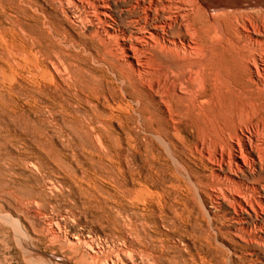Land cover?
<instances>
[{
    "label": "rangeland",
    "instance_id": "374dc122",
    "mask_svg": "<svg viewBox=\"0 0 264 264\" xmlns=\"http://www.w3.org/2000/svg\"><path fill=\"white\" fill-rule=\"evenodd\" d=\"M10 1H11V3H14L16 5L10 4ZM10 1L9 0L8 1L5 0L3 2V0H0V2H1L0 3V7L2 8L3 4L7 2L5 4L6 6H9L10 8L12 7L11 8L12 10L15 9V8H13V6L14 7L18 6V7H16V12H17V10L19 12V9L21 10V12H19V13L17 12L18 14H17L16 19L14 17L12 18V16L7 17L8 18L7 19L1 13V8H0V21H2V23H3L2 26L0 25V34H1L0 40L3 38V41H0V49H1L0 50L1 51L0 52V128H1L0 129V134H1L0 135L1 136L0 137V148L2 147L0 149V201H1L0 202V205H1L0 206V216H4L2 219L0 218V264H41L40 262H42L43 258H44L43 262L44 261L45 262L44 263L42 262V264H92V263L93 264H101V262H103V261H104V264L105 263L107 264L110 261V258H111V261L108 264H111V263L114 264V262H115V264H132V263H134V264H175V262H176V264H185V263L186 264H201V263L202 264H205V263L206 264H215V263L216 264H230V263H232L233 264L234 262L236 264H243V263H245V264H250V263L251 264H256V263L257 264H264V261H263L264 256H263V259H262V256H248V255H243L242 256V254H239V253H238L239 255H237L236 257L234 255L230 256L231 253L229 251L233 250V249H236V247L232 246L236 239L233 238L231 234L229 235L230 232L228 231V227H227L229 222H227L228 221L227 220L228 217L226 215L225 207L224 206H219V205H217L214 202L215 201V197H214L213 193H211L210 188L207 187L206 177H204L205 175H207V173L201 171L200 168H198L191 160L189 161V157H187L186 151L181 147L180 144L179 145L175 144V146L173 148V151L175 152V154L176 153L179 154V155L176 154L177 158L179 159V160L177 159V161L181 165L178 164L177 161L173 160V158L168 154V152H167V150L165 149L164 146H162V145H160L159 143L156 142V140H155V138H154V136L152 135V132H151V130H153V129H151V130H147V129L152 128V126H154V127L156 126L157 127L159 121H153L152 122L150 119H148V116H149L148 114L153 111V108L149 105L148 102L146 104V101H147L146 99H144L143 97H140V99H141L140 101L141 102H137L136 101V96L137 95L134 94L132 92L130 86H128L127 87L128 91H129V95L128 96H130V97L125 96V99H124V103H126L128 105L127 108H129L127 110H128V112L130 114L128 112L125 114L128 118L124 115L120 120H114L111 123H109L108 125L103 126V127L96 122L98 116L104 117L106 115V114H104L105 110H102L103 108L100 105L101 104L100 102L99 103L96 102V101L94 102V100L91 99L90 97H89L90 99H86V95L90 96V94L92 93L91 90H93V91H97L98 90L99 92H101V90L103 89V86L98 81L99 76H100V78L104 77L106 79H108L109 76L111 77L110 67L103 60L105 57H104L102 51L100 50L96 40L91 35H89L86 32L85 33L84 32L80 33V32L83 31L82 28L79 27V26H78L79 28L77 26H73L70 23V21L67 22L68 21L67 18L64 20V15L60 11V9L58 10V7H56L53 3L50 4L51 5V7H50V5H49L50 1L47 2L48 0H42L43 2L40 1V0H14L15 2L14 1L12 2V0H10ZM30 1H31V3H30ZM16 2H18V3H16ZM24 2H25V5L23 4ZM33 2L35 3V5L37 4L38 7L37 6H33L34 5ZM18 4L20 5V7H19ZM40 4L43 5V6H41ZM11 5H13V6H11ZM24 6H26V7H24ZM21 7H22V9H21ZM42 7H43V9H42ZM31 8L33 10L35 9L34 10L35 14H34V12H33V10ZM38 8L40 9V11H39ZM46 8H48L49 10L46 9ZM55 8L57 9V11H56ZM24 9H25V11L28 10V11H26L27 12L26 13L27 16L25 14ZM45 9L48 12H45L46 11ZM52 9H55L56 12L54 13L52 11ZM22 11H24V12H22ZM45 13H47V14L49 13L48 16ZM52 13H54V15L56 17L54 15H52ZM19 14H21V16ZM28 14H30L31 16L30 15L28 16ZM39 14L41 16H39ZM42 14H43V16H42ZM18 15H19V17H18ZM22 15H24V17L25 16L26 17L24 18ZM50 15H52V16H50ZM32 17L35 18L38 22L35 19H33ZM60 17H63V18L60 19ZM28 18L30 19V21L34 20L33 22H31L30 25L28 24V21H29ZM46 18H48V19H46ZM55 18L56 19L58 18L59 20L58 19L54 20ZM22 19H25V21L22 20ZM50 19H52V20H50ZM4 21H6V22L4 23ZM44 21L45 22L47 21V22L45 23ZM11 23H13L14 26H16V27H14V28H16L15 30H17L16 32H15L14 28L12 27L13 24H11ZM32 23H33V26L31 27ZM36 23L37 24L39 23V24L37 25ZM57 24H59V25H57ZM63 24L65 25V27H64ZM8 25H10V26H8ZM53 25L57 29L56 35H55V31L56 30L53 27ZM55 25H57V26H55ZM58 26H60L61 30L64 31V32H62L60 30V27L58 29ZM7 27H9V28H7ZM51 27H52V30H51ZM70 27L74 28V29L72 30ZM75 27H77V29ZM31 28L32 29L35 28V29H33V32H32ZM53 28H54V30H53ZM63 28H65V30ZM11 29L13 31H11ZM58 30H59V32H58ZM75 30L77 31V33H76ZM5 31L7 33H5ZM20 31H22L23 33L25 31V33L23 34ZM50 31L51 32L54 31L53 34ZM9 32L12 33V34H10ZM37 32L39 33L40 37L38 36ZM21 34H23V35L21 36ZM71 34H74V35H72L74 38L71 37ZM4 35L6 37H4ZM16 35H18V37ZM13 36H15L16 39ZM20 36H21V38H20ZM50 36L52 37L53 40L50 39L51 38ZM23 37H25L24 40H23ZM68 37L71 38V40L68 39ZM75 37H76V39H75ZM79 37L80 38L82 37V39H80ZM85 37H86V39H85ZM11 38H12L13 41L11 40ZM62 38H63V41H62ZM4 39H6L8 41L10 40V45H9V42L4 40ZM67 39H68V41H71V42L69 43L67 41ZM26 40L29 42L28 44H27ZM41 40H43V41H41ZM49 40L50 41L52 40L51 41L52 44H51V42H48ZM23 41H25V42L23 43ZM53 41H55V43ZM60 41L62 42V44L60 43ZM45 42L49 43V45L47 43H45ZM4 43H6V45L9 48H6V45ZM43 43H44V45H43ZM84 43L86 45L87 44L88 45L86 46ZM34 44H36V45H34ZM38 45H40V47ZM45 45L47 47V50H45L46 49ZM50 45H53V46H50ZM82 45H83V48H82ZM12 46L14 47L13 48V52H12V49H11ZM21 46H22L21 53H20V50H19V52H17L18 51L17 49L18 48L20 49ZM29 46H30V48H29ZM57 46L59 47V49H58ZM25 48H26V50L27 49L28 50L27 51L26 50H22V49H25ZM53 48H55V49H53ZM62 48H64V49H62ZM48 49H49V51H48ZM72 49H74V51ZM7 50H8V52H7ZM38 50H39V52H38ZM77 50L81 51L80 54H79V51L77 52ZM3 51H6V53L3 52ZM40 51H41V53H40ZM50 51H51L52 54L49 53ZM89 51L92 54H90ZM27 52L28 53L30 52L31 55H28ZM75 52H76V54H75ZM95 52L97 54L98 53L99 54L97 55ZM9 53H11V54L14 53V54L11 55ZM88 53H89V58L87 57ZM15 54H16V56H14ZM20 54H22V55H20ZM24 54H26V56H24ZM45 54H47V55H45ZM3 55H5L4 57H6V56L7 57L4 58ZM10 55L14 56V57H10ZM27 55L29 56V59H31L32 56H35L36 58L35 57H33V58L38 60V62L40 61L39 62L40 69H39V67H38V69H39V71L40 70L43 71L44 69H46L48 71V73H49V75L47 76L48 79H45V78L43 79L42 77L40 78V76H41L40 72L41 71L40 72L37 71L38 69H37V67H34L33 63H31L33 65L29 64L32 61H30L27 58ZM79 55H80V57H79ZM17 56H18V58H17ZM49 56L51 58L55 57L53 59H55L56 61L54 60V63H53V59H51ZM92 56H93V58H92ZM8 57H10L11 59L9 58L10 59L9 60ZM23 57H24V59H23ZM39 57H40V60H39ZM13 58L17 59L16 62L13 60ZM58 59L59 60L61 59L60 62L58 61ZM19 60L21 62V65L19 64V66H18ZM51 60H52V63H51ZM22 62H23L24 65L22 64ZM27 62H29V63H27ZM6 63L8 64V66H7ZM11 63H13V65ZM25 63H27V65ZM57 63L60 64V66L59 65H53V64H57ZM90 63H91L92 66L90 65ZM41 64H43V65H41ZM84 64H87V66L84 65ZM88 64H89L90 68H89ZM100 64L102 66H104V67L99 66ZM62 65H64V66H62ZM2 66H3V68H2ZM13 66H15V67H13ZM24 66L25 67L27 66V67L25 68ZM53 66H56V68L58 66V68L56 69ZM5 67H6V69H5ZM92 67L93 68L95 67V68L93 69ZM99 67L102 68L106 72V74ZM54 68H55V70H54ZM35 69H37V70H35ZM91 69H93V71ZM50 70H51L52 73L50 72ZM22 71H24L23 72L24 75L22 74ZM14 72L16 73V75H14L15 74ZM100 72H102V73L100 74ZM29 73L30 74L32 73V75H30ZM108 74H110V75H108ZM57 75H59V76H57ZM66 75L68 77H66ZM63 76L65 77V79L63 78ZM71 77H73V78H71ZM67 78H68V80H66ZM4 79H6L5 80L6 82L4 81ZM26 79H28L29 82ZM61 80L63 81V83H62ZM25 81H26V83L28 85L26 83H24ZM35 81L37 82V84H36ZM1 82H3V83H1ZM19 82H22L23 84L22 83L21 84L23 86ZM64 82L65 83L67 82L69 85L66 83V85H68V86H66ZM14 83L17 84L19 87L17 85H15ZM82 83H83V85H82ZM47 84H48V86H47ZM52 84H53V86H52ZM72 84H73V86H70ZM13 86L16 87V88L13 89L12 88ZM33 86H35L34 88L36 90L33 88ZM67 87L70 88V89H68ZM9 88H11V89H9ZM38 88H39V90L41 89V91H38ZM57 88L61 91V93H60V91ZM81 88L84 89V92H83V89H81ZM43 89H44V91H42ZM88 90L91 91V93L88 92ZM36 91H37V93H36ZM47 91H50V92H47ZM44 92H45V94H43ZM54 92H55V94H54ZM62 92L66 93V94L63 95ZM72 92H73V94L75 93V95H72ZM81 93H82V96H81ZM32 94H35V95L32 96ZM67 94H69V95H67ZM6 95H9V96H6ZM42 95H44V96H42ZM83 95H84V97H83ZM47 96L48 97L50 96V99L49 98L47 99L46 98ZM59 96H60V98H59ZM64 96H66V98H68V99H64L65 98ZM75 97L76 98L79 97L78 99H76L77 101L75 100ZM134 97H135V99H134ZM5 98H6V100H5ZM71 98H72V100H71ZM142 98H143V101H144L143 103H142ZM33 99H34L35 102L33 101ZM38 99H39V101H38ZM53 99H55L56 102H53ZM57 99H58L59 103L57 102ZM83 99L85 100V102H84ZM127 99H129V100H127ZM40 100H42L43 102H41ZM45 100H47L46 102H48V104L44 102ZM48 100H51V101H48ZM66 100H68V101H66ZM131 100H132V102H131ZM81 101H82V103H81ZM11 102H13V103H11ZM70 102H72V104H73V102L74 103L75 102H80L79 104L77 103V108L78 109L75 107L76 103L71 105L72 106L71 107L70 106V104H71ZM33 103H35V105ZM36 103H37V105H36ZM51 103L53 105H51ZM54 103L55 104L58 103V105L56 104V106H54L55 105ZM85 103L87 104V106L85 105ZM90 104H92V105H90ZM139 104H141V105L139 106ZM40 105H42L43 108ZM47 105H48V107H47ZM78 105H80V108L78 107ZM97 105H98V107L100 106V108H98ZM147 105H149V107H151V108H149ZM132 106H133V108H132ZM50 107H51V109H50ZM83 107L84 108L86 107L87 109L86 108L84 109ZM139 107L141 108V110H140ZM6 108H8V109H6ZM46 108H48V110H46ZM66 108H67V110H66L67 113L63 110V109H66ZM81 108H82V111H84V112H81V110L79 111V109H81ZM135 108H137L138 111L140 110L139 111L140 113ZM33 109H35V110H33ZM61 109L63 111H60ZM7 110H8V112H6ZM11 110H12V113L10 112ZM55 110H57V111H55ZM68 110L70 111L69 113H68ZM91 110H92V112H91ZM13 111H15V112L13 113ZM37 111H39L41 114L39 112L37 113ZM60 112L61 113L64 112V113L61 114ZM72 112H73V115H72ZM94 112L95 113L97 112L100 115L97 114V113L95 115ZM134 112H136V113H134ZM143 112H144V114H143ZM51 113H52V115H51ZM154 113H155V116H156V112H154ZM154 113H153V115H154ZM14 114H16V115H14ZM37 114H38V116H37ZM68 114H70V116L67 117ZM1 115H3V116H1ZM9 115H10V117H9ZM41 115L42 116L44 115L43 116L44 118H42ZM45 115H47V117ZM14 116H16V117L14 118ZM49 116H50V119H49ZM54 116H56V117H54ZM74 116L75 117L78 116V118H75ZM79 117L81 118V120H79ZM55 118L57 119L56 120L57 125H56V123L54 121V124L56 126L51 122V119L53 121V119H55ZM67 118H68V121H66ZM143 118H144V120H141ZM36 119H39L41 121V123H40V121L38 122ZM45 119H46V121H45ZM69 119H73V120H69ZM30 121H31V123H30ZM64 121H65V123H64ZM88 121H90V122H88ZM59 122H61V123H59ZM74 122H75V124H74ZM85 122H87V123H85ZM88 123H89V125H88ZM145 124H147V125L145 126ZM133 125H135V126H133ZM42 126L44 128H42ZM90 126H92V128H90ZM95 126H98V128L96 129ZM148 126H151V127H148ZM32 127H33V129H32ZM142 127H143V129H142ZM145 127H148V128L145 129ZM35 128L39 129V130H37V129L36 130L40 134L38 132H36V130L34 131ZM47 128L49 130H47ZM55 128H56V130H55ZM57 128H59V129H57ZM75 129H76V131H75ZM95 129L98 130V131H96ZM50 130L52 131V133L49 132ZM92 130L94 132H92ZM15 131H16V133H15ZM30 131H33V132H30ZM133 131L137 132V133H134ZM144 131H146V132L144 133ZM53 132L56 133V134H54ZM69 132H72V134H74V136H72L71 133H69ZM124 132H126V133H124ZM129 132L134 133V134H132V135H134V137L136 136V134H138L137 135V139H136L137 140V144L135 145L136 146L135 149H132L131 147H129V145H128L129 143H127L128 142V138H129ZM36 133H38V134H36ZM106 133H107V135H106ZM7 134H8V137H7ZM12 134H14V135H12ZM27 134L30 135V136H31V134H32V136H33V134H35L34 135L35 137L33 136L34 139L32 137H30V139H29ZM37 135H39V136H37ZM150 135H151V137H150ZM65 136L66 137L68 136V137L66 138ZM97 136L99 137V139H97ZM144 136H146V137H144ZM147 136H148L149 139L147 138ZM41 137H42V139H41ZM43 137H45V138H43ZM37 138L39 140L41 139L39 141L40 144L36 140ZM65 138H66V140H65ZM94 138H96L97 140L94 139ZM138 138L143 140V141L140 140V142H139ZM188 138H189V140H192V136L188 135ZM2 139H5V140H2ZM68 139H70V140H68ZM44 140L47 141V142L45 141L46 145H45ZM98 140H99V142H98ZM96 141L99 144H97ZM119 141H121V142L119 143ZM147 141L151 142L152 146H150V144L147 143ZM152 141L155 144H153ZM36 142H37V144H35ZM42 142H44V143L41 144ZM93 142H95V143H93ZM140 143L141 144L144 143L143 145H141V146H143L144 149L141 148V146H139ZM3 144H5V145H3ZM37 145L39 147L41 146L44 149H42L40 147V149H41L40 150L39 147H37ZM153 145L155 146V148H153ZM145 147L147 149L149 148V150L147 151V149ZM175 147L177 149H175ZM179 147H180V149L182 151L179 149ZM150 148H152V149H150ZM154 149H157V150H154ZM178 149H179V151H181L183 153H181V152L179 153ZM137 150H138L139 154H138ZM149 151H151V152H149ZM155 151H156V153H155ZM38 152H40V153H38ZM134 152H137L136 155H135ZM141 153H143V154H141ZM146 153L150 154L149 158H148ZM132 154L135 157H137V158H135V157L133 158ZM138 155H140V156H138ZM181 156H183V157H181ZM30 157H32V158H30ZM139 157H141L140 160H139ZM146 157L148 159L149 165H146V163H147L146 162L147 161ZM151 157H152V159H151ZM143 158H144V160H143ZM136 159H137V161H136ZM161 160L163 161V163L161 162ZM40 161H42L41 163H43V165L40 164ZM117 161H118V163H117ZM140 161L143 164L139 163ZM153 161H154L155 165L152 163ZM159 162H161V163H159ZM175 162H177V165L175 164ZM33 163H36V165H38L39 167L41 165V167L40 168H38V167L35 168L36 165H34ZM150 163H151V165H150ZM164 163H165V165L166 164L167 165L165 166ZM32 164H33V166H31ZM129 164L131 165L130 167H129ZM169 164H171V165H169ZM174 165L176 167H174ZM118 166H119V168H118ZM153 166L156 167V168H154ZM160 166H162V168H160ZM167 166H169L171 169L169 167H167ZM177 166H179V167H177ZM191 166L193 167V169H192ZM116 168H118L119 170L117 169V171H116ZM144 168H146V169H144ZM188 168H190V169L188 170ZM196 168L199 169V170L196 171ZM108 169H111V170H108ZM120 169H121V171H120ZM159 169H160V171H159ZM161 169L164 171L165 174L163 173V171H161ZM186 169H187V172L185 171ZM106 170L109 173H111V175L109 173H107ZM146 170L147 171L151 170V172L147 173ZM115 171H116V176L114 174ZM138 171H140V175L137 174ZM119 172L120 173L122 172L123 174L124 173L125 174L122 175V173L120 174ZM127 172H128V174H127ZM194 172L195 173L196 172L197 173L200 172V173L195 174ZM202 172L204 173V175H203ZM149 173H152L151 174L152 178H151V175ZM158 173L160 174L159 176H158ZM130 174H132V175H130ZM198 175H201V176L199 177ZM129 176L131 178H129ZM143 176H145V177H143ZM189 176L190 177L193 176L194 180H192L193 178H190ZM115 177L117 178V180L115 179ZM156 177H158V178H156ZM159 177H162V178H159ZM166 177H167V179H165ZM180 177H182V179L183 178L184 179L182 180ZM197 177H199V178H197ZM150 178H151V180H150ZM142 179H144V180L142 181ZM145 179H149L150 182L149 181H145ZM159 179H160V181L162 180L161 183H160ZM195 179H197V181ZM204 179H205V182L202 181ZM125 181H127V182H125ZM20 182H22V183H20ZM195 182H197V183L198 182L199 183L203 182V183H200V184H204L206 187L204 185H201V187L200 186H196ZM25 183H27V184L29 183V186L27 184H25ZM172 183H173V185H172ZM133 184H134V186H133ZM143 184L145 186H143ZM157 184L158 185L162 184V185L158 186ZM176 184H178V185L180 184V185L178 186ZM181 184L182 185L184 184L183 186L187 187V188H183V186H181ZM21 185H22V187H20ZM186 185H188V186H186ZM14 186H15V188H14ZM30 186H32V187H30ZM130 186H133L134 188L133 187L131 188ZM154 186L157 187V188H155ZM162 186H163V188H162ZM33 187H34V189H33ZM35 187H37V188L35 189ZM142 187H144L146 191H144L145 193L143 192V195H140L139 192H140V189H142ZM146 187L148 188V192H147ZM174 187H175V189H174ZM194 187H195V189H194ZM197 187L198 188L200 187V188L196 189ZM204 187L206 189H204ZM8 188H9V190L12 188L13 191L10 190L11 191L10 192L8 190ZM126 188L127 189L129 188V190H127ZM176 188H178V189L176 190ZM181 188L183 189L182 192L180 191ZM132 189L133 190L136 189V190H134L132 192ZM184 189H185V191H184ZM187 189H188L189 193H188V191H186ZM200 189H202V190H200ZM33 190H36V191L33 192ZM38 190H41L42 192L38 191ZM164 190L165 191H167V190L170 191L171 190V191L170 192H168V191L165 192ZM198 190H200L202 194L199 193L200 191L197 192ZM8 191L10 193H14V194L10 195V193ZM18 191L20 192V194H18L19 193ZM127 191H128V193H127ZM149 191H151V192H149ZM160 191H161V193H160ZM175 191H176V194L178 195L179 198L175 194ZM194 191H195V193H194ZM205 191H208L210 193L205 192ZM24 192H27L28 194H26V193L24 194ZM190 192H192V194ZM183 193H184V195H183V198H182V194ZM185 193H186V195H185ZM203 193H205V194L207 193V195H205ZM21 194H23V195H21ZM189 194L191 195L193 201H191L189 199V197H190ZM197 194L198 195L200 194V196L198 197ZM161 195H163V196H161ZM179 195L181 196V198H180ZM14 196H16L15 197L16 199L14 198ZM32 196H34V198ZM157 196H158L159 199L157 198ZM147 197H148V199L150 201H152L151 202L152 204L150 203V201H147ZM153 197H154V199H153ZM164 197H167L168 199L167 198L164 199ZM200 197H202V200H201ZM211 197H212V199H211ZM35 198H37L38 201ZM155 198H157V199H155ZM11 199H15V200H11ZM175 199L176 200L178 199L179 203ZM25 200H26V202H25ZM34 200H36L35 201L36 202L35 205H34ZM184 200H187V201H184ZM188 200L191 201L189 203L190 205L188 203H186V202H188ZM19 201H21V202H19ZM155 201H157V202L155 203ZM200 201H202V202H200ZM142 202H146V203H142ZM147 202H148V204H147ZM5 203H8L9 206L7 204H5ZM159 203H161V204H159ZM191 203H192L194 209L191 207L192 206ZM200 203H202L203 205L202 204L200 205ZM17 204H19V205H17ZM149 204H150V206H147ZM156 204H157V206H156ZM180 204H181V206H180ZM29 205L32 206V210H36V212L39 215V217L41 216V214L45 215V216L43 215V216L40 217V218H42L41 221L37 220L35 217L33 218V216H32V218L28 217L27 215L25 216V214L23 212V209H21V208L27 207V206L30 207ZM175 205H177L176 206L177 209L181 208V210L178 209V212H179V214L181 213L182 216L177 213V209L174 207ZM151 206H153V207H151ZM202 206L203 207L206 206V208H205L206 211L204 210V208ZM143 207H144V209H143ZM13 209H15V211ZM173 210L175 211V215H174V211ZM9 212H10V214H9ZM38 212H41V213L39 214ZM169 212L172 213V214H170ZM189 213H191L192 215L189 214ZM212 213H214V214L212 215ZM222 213H225V215L222 214ZM13 215H15V216H13ZM17 215H19V216H17ZM221 215L223 217L224 216L225 217L222 218ZM24 216H25V218H24ZM176 216H177V218L179 220H177V218H175ZM172 217H174V218H172ZM198 217H200V218H198ZM208 217H209V219H208ZM181 218H183V219H181ZM185 219H186V221L183 222V220H185ZM11 220H14V221H11ZM42 220H43L44 224H41ZM155 220H156V222H155ZM210 220H212V221H210ZM55 221H56V223H55ZM57 221H58V223H57ZM202 221H204V223H202ZM21 222H23V223H21ZM166 222H167V225H166ZM10 223H12L13 227L10 226L11 225ZM172 223H173V225L170 226ZM190 223H192V224H190ZM62 224H63V227H62V229H60ZM180 224H182V225H180ZM48 225H50V226H48ZM185 225H187V226H185ZM41 226H42V228L40 229ZM179 226H181L180 227L181 229L179 228ZM7 227H8V229H7ZM43 227L46 228V229H44L45 231H41V230H43ZM49 227L50 228L52 227V229H54L55 231H59L60 230V232H62V233L68 232L69 235H71L72 237H74V235L76 236V235L79 234L76 237H81L82 236L81 238H84L85 240L88 239L87 241L90 242L92 247L94 245V247L96 248V249L94 247H93L94 249L92 248L94 253L90 252V250L88 248H86L87 246H84V244H83L81 239L79 240V245H76V246H71L70 244L67 243V241L65 239H62V238H61V240H65V241H60V240L58 241V239H57V241H54L53 237H51L52 239L49 238L50 234H48V232L51 230ZM64 227L67 228L66 231H65ZM166 227H168V228H166ZM175 227H177L176 230H175ZM187 227H188V230H186ZM197 227H199V228H197ZM48 228H49V231H47ZM169 228H172V229H169ZM182 228H183V231H182ZM213 228H215V229H213ZM10 229H12V230H10ZM20 229L22 230V233H21V231H19ZM28 229H29V231H28ZM36 229L40 230L42 233L40 231H36ZM202 230H204V231H202ZM207 231H208V233H206ZM14 232H16L15 233L16 235L14 234ZM32 232L34 234H36V235H34ZM180 232H182V233H180ZM72 233H74V234H72ZM209 233H210V235H208ZM220 233H221L222 236H225V237L228 236V237L227 238L221 237ZM10 234H12V235H10ZM19 234H21V237H20ZM40 234H42V235H40ZM45 234H48V235L46 236ZM152 234H153V236H152ZM28 235H29V237L31 239H29V237H27ZM39 235H40V238H39ZM44 235L46 236V238L44 237ZM217 235H219V236L217 237ZM139 236H141V237H139ZM18 237H19V239L20 238H24V239L26 238L27 241H29V243L32 245V247L34 249L38 250L36 252L37 255L33 254L32 255L33 257H31V259L29 257L31 255H29V254H28L27 257H25L24 255H27V253L24 251L23 248H21V245H20V243L18 241L19 240ZM41 237H43V238L41 239ZM182 237H185V238H182ZM198 238L200 239L199 241H198ZM34 239H36L37 241L34 240ZM43 239H44V241H46V243L43 241ZM49 239H50V241H49ZM205 239H206V241H205ZM30 240H31V242H30ZM51 240L54 241V244L51 243ZM163 240H165V241H163ZM196 240H197V242H196ZM207 240H208L209 243L207 242ZM32 241H34V243H32ZM15 242H17V243L15 244ZM202 242L205 244V246H204V244H202ZM229 242H232L233 244L230 246ZM38 243H41V246ZM213 243L215 244L216 248H215ZM18 244L20 245L19 248H18V246H19ZM207 244H208V246H207ZM209 244H211V245H209ZM33 245H35L36 248ZM50 245L52 247H50ZM81 245H82V249H81ZM97 245H99V246L100 245L101 246L104 245V246H102V247L100 246L99 247ZM159 245H161V246H159ZM186 245H187V247H186ZM59 246H61V247H59ZM116 246H117V249L119 248L118 249L119 251L116 249ZM202 246H203V249L201 248ZM65 247H66V249H65ZM114 247H115V249H114ZM219 247H220V249L222 248L221 250H223V248H224V250L221 251L219 249ZM85 248L87 249L86 252H85V250H83ZM22 249H23V251H22ZM211 249L214 250V251H211ZM116 250H117V252H116ZM246 250L248 252V251L252 250V247H250V246L248 247L247 246ZM68 251H69V253H68ZM97 251H98V253H100L101 251H103V252H101L99 254L100 255L99 256V255H97L98 254ZM112 251H114V252H112ZM128 251H129V253H128ZM133 251H134V253H133ZM220 251H221L222 254L220 253ZM104 252H108V253L111 252V254L109 253L110 256L106 257L105 255H107V253L104 254ZM201 252H203L204 254L201 253ZM212 252H213L214 255H212ZM87 253H90V255H88ZM124 253H125V255H122ZM156 253H157V256H156ZM216 253H217V255H216ZM226 253H227L228 256L226 255ZM38 254H39V256H38ZM67 254L68 255L70 254V256L71 255L72 256L68 257V256H66ZM94 254H95V256H94ZM101 254H104V256L101 255ZM128 254H129V256H127ZM79 255H80V257H79ZM96 255L99 256V257H97ZM77 256H78V258H77ZM91 256H92V258H93V256L97 257V258L91 260L90 259ZM123 256H125V257H123ZM193 256H194V258H196L195 261L191 260V259H194ZM36 257H38V258H36ZM58 257H60V258H58ZM101 257H102V260H100ZM104 257H105V259H104ZM211 257H213V260H212ZM68 258H70V259H68ZM106 258H107V260H106ZM162 258L164 260L166 258L170 259V260L166 259L165 261H163ZM216 258H217V260H216ZM231 258L232 259L235 258L236 260L234 259L232 261ZM245 258L248 261L245 260ZM71 259H73L74 261H72ZM97 259H99L100 261L97 260ZM117 259H118V261H117ZM202 259L203 260L206 259V260L203 261ZM94 260L96 262L97 261L98 262L95 263ZM200 260L202 262H200ZM219 260H220L221 263H219ZM224 260H226L227 263H225ZM36 261H38V262H36ZM196 261H198V263ZM238 261H240V262H238ZM55 262H57V263H55Z\"/></svg>",
    "mask_w": 264,
    "mask_h": 264
},
{
    "label": "bare ground",
    "instance_id": "6f19581e",
    "mask_svg": "<svg viewBox=\"0 0 264 264\" xmlns=\"http://www.w3.org/2000/svg\"><path fill=\"white\" fill-rule=\"evenodd\" d=\"M5 0H3L4 2ZM8 1V0H6ZM10 1V0H9ZM14 0H12L13 2ZM42 1V0H40ZM39 1V2H40ZM50 1V2H49ZM15 2V1H14ZM21 2V1H20ZM35 2V1H34ZM33 2V3H34ZM43 2V1H42ZM49 5L53 3L58 10L62 12L64 15V20L67 18L69 22L73 26H79L82 28V32L80 33H88L91 35L97 42L100 50L104 55V61L110 67V74L108 79L99 76V83L103 86L101 92L97 91H89L91 94L90 96L86 95V99H93L94 102H100L102 106V110H105L106 114L104 117L98 116L97 123L99 125L106 126L114 120H120L127 112L129 108H127V104L124 103L125 96L129 95V91L127 89L130 86L132 92L136 94V101L141 102L140 97L146 99L149 105L153 108V111L150 112L148 115V119L153 121H159L158 126L149 128L147 130H151L152 135L154 136L157 143L164 146L167 150L168 154L173 158L174 161H177V155L173 151V148L176 145H181V147L186 151L187 157H189V161L191 160L201 171L206 172V183L207 187L210 188L211 193H213L215 197V203L219 206H224L226 209L227 215V222L228 231L230 232L233 238H235L234 244L229 242L230 246L236 247V249L230 250L229 252L231 255L235 257L239 254L248 255V256H264V0H48ZM1 3V2H0ZM7 3V2H6ZM6 3H2L3 6L1 8V13L4 17H14L16 19L17 14L19 12L14 3L11 6L15 8L12 10L9 6H6ZM9 3V2H8ZM18 3V2H16ZM31 3V1H30ZM29 3V4H30ZM32 3V4H33ZM22 4V3H21ZM25 5V2L23 3ZM31 4V5H32ZM8 5V4H7ZM19 5V4H18ZM41 5V4H40ZM22 6V5H21ZM30 6V5H29ZM33 6L38 5L34 3ZM43 6V5H41ZM20 7V5H19ZM26 7V6H24ZM40 7V6H39ZM51 7V5H50ZM22 9V7H21ZM32 9V8H31ZM39 9V8H38ZM43 9V7H42ZM48 9V8H46ZM45 9V10H46ZM56 9V8H55ZM55 9L52 11L55 13ZM33 10V9H32ZM35 10V9H34ZM33 10V12H34ZM49 10V9H48ZM25 11V9H24ZM22 11V12H24ZM28 11V10H26ZM25 11V14L27 13ZM38 11V10H37ZM40 11V9H39ZM59 11V12H60ZM31 12V11H30ZM45 12H48L47 10ZM60 12V13H61ZM41 13V12H40ZM43 13V12H42ZM50 13V12H49ZM48 13V14H49ZM52 13V15H54ZM24 14V13H23ZM24 14V15H25ZM35 14V12H34ZM38 14V13H37ZM36 14V15H37ZM47 14V13H45ZM47 14V16H48ZM51 14V13H50ZM58 14V13H57ZM56 14V15H57ZM21 16V14H19ZM18 15V17H19ZM24 15H22L24 17ZM30 14H28L29 16ZM50 15V16H52ZM59 15V14H58ZM62 15V16H63ZM27 16V14H26ZM25 16V17H26ZM31 16V15H30ZM39 16H41L39 14ZM43 16V14H42ZM55 16V15H54ZM53 16V17H54ZM60 16V15H59ZM24 17V18H25ZM56 17V16H55ZM31 18V17H30ZM33 18V17H32ZM63 17H60V19ZM8 19V18H7ZM29 19V18H28ZM35 19V18H33ZM48 19V18H46ZM58 19V18H57ZM56 18L54 20H57ZM6 20V19H5ZM25 21V19H22ZM36 20V19H35ZM39 20V19H38ZM52 20V19H50ZM59 20V19H58ZM7 21V20H6ZM4 21V23L6 22ZM23 21V22H24ZM27 21V20H26ZM30 21V19H29ZM28 21L30 25L33 21ZM37 21V20H36ZM42 21V20H41ZM48 21V20H47ZM46 21V22H47ZM0 25L2 26V21H0ZM8 22V21H7ZM38 22V21H37ZM45 22V21H44ZM45 22V23H46ZM49 22V21H48ZM60 22V21H59ZM26 23V22H25ZM62 23V22H61ZM69 23V24H70ZM10 24V23H9ZM13 24V23H11ZM27 24V23H26ZM37 24V23H36ZM39 24V23H38ZM37 24V25H38ZM65 24V23H64ZM63 24V25H64ZM67 24V23H66ZM21 25V24H20ZM59 25V24H57ZM55 25V26H57ZM62 25V24H61ZM10 26V25H8ZM33 26V23L31 27ZM47 26V25H46ZM68 26V25H67ZM71 26V25H70ZM4 27V26H3ZM2 27V28H3ZM13 28L16 27L12 26ZM54 27V25H53ZM60 26H58L59 29ZM65 27V25H64ZM72 27V26H71ZM70 27V28H71ZM77 27H75L77 29ZM78 27V28H79ZM9 28V27H7ZM12 28V29H13ZM19 28V27H18ZM27 28V27H26ZM48 28V27H47ZM55 28V27H54ZM53 28V30H54ZM67 28V27H66ZM69 28V29H70ZM11 29V31H13ZM16 28H14L15 30ZM25 29V28H24ZM29 29V28H28ZM32 29V28H31ZM30 29V30H31ZM35 29V28H33ZM32 29V32H33ZM38 29V28H37ZM46 29V28H45ZM65 30V28H63ZM72 30L74 28H71ZM52 30V27H51ZM55 35L57 29L55 28ZM61 30V27H60ZM7 31V30H6ZM5 31V33H7ZM10 31V30H9ZM17 30H15L16 32ZM28 31V30H27ZM35 31V30H34ZM47 31V30H46ZM62 31V30H61ZM76 31V30H75ZM74 31V32H75ZM14 32V33H15ZM22 32V31H20ZM30 32V31H29ZM51 32V31H50ZM54 31L51 33L53 34ZM59 32V30H58ZM64 32V31H62ZM79 32V31H78ZM10 33V32H9ZM18 33V32H17ZM23 33V32H22ZM25 33V31H24ZM23 33V34H24ZM31 33V32H30ZM36 33V32H35ZM38 33V32H37ZM69 33V32H68ZM77 33V31H76ZM12 34V33H10ZM21 34V36L23 35ZM50 34V33H49ZM14 35V34H13ZM26 35V34H25ZM34 35V34H33ZM47 35V34H46ZM45 35V36H46ZM51 35V34H50ZM70 35V34H69ZM71 34V37H73ZM78 35V34H77ZM81 35V34H80ZM18 37V35H16ZM20 36V38H21ZM37 36V35H36ZM38 36L40 37L39 33ZM52 36V35H51ZM50 36V37H51ZM67 36V35H66ZM83 36V35H82ZM1 37V34H0ZM3 37V36H2ZM4 37H6L4 35ZM9 37V36H8ZM7 37V38H8ZM15 39L16 37L13 36ZM26 37V36H25ZM23 37V40L24 38ZM57 37V36H56ZM60 37V36H59ZM58 37V38H59ZM70 37V36H69ZM71 40V38H69ZM84 37V36H83ZM27 38V37H26ZM74 38V37H73ZM80 38V37H79ZM9 39V38H8ZM49 39V38H48ZM52 39V37L50 38ZM55 39V38H54ZM57 39V38H56ZM67 39V41H68ZM76 39V37H75ZM78 39V38H77ZM82 39V37L80 38ZM86 39V37H85ZM6 40V39H4ZM12 40V38H11ZM45 40V39H44ZM53 40V39H52ZM51 40V41H52ZM79 40V39H78ZM3 41V38L0 40ZM8 41V40H6ZM13 41V40H12ZM21 41V40H20ZM27 41V40H26ZM40 41V40H39ZM43 41V40H41ZM50 40L48 42H51ZM56 41V40H55ZM55 41H53L55 43ZM63 41V38H62ZM66 41V40H65ZM66 41V42H67ZM10 45V40L8 41ZM25 41H23L24 43ZM69 43L71 41H68ZM84 42V41H83ZM88 42V41H87ZM86 42V43H87ZM3 43V42H2ZM17 43V42H16ZM21 43V42H20ZM29 42L27 41V44ZM31 43V42H30ZM47 43V42H45ZM53 43V44H54ZM62 44V42L60 41ZM65 43V42H64ZM6 45V43H4ZM19 44V43H18ZM49 45V43H47ZM52 44V42H51ZM85 44V43H84ZM93 44V43H92ZM13 45V44H12ZM20 45V44H19ZM30 45V44H29ZM36 45V44H34ZM44 45V43H43ZM75 45V44H74ZM86 45V44H85ZM88 45V44H87ZM86 45V46H87ZM14 46V45H13ZM11 47L12 52L13 48ZM26 46V45H25ZM40 47V45H38ZM53 46V45H50ZM55 46V45H54ZM59 46V45H58ZM57 46V47H58ZM66 46V45H65ZM72 46V45H71ZM3 47V46H2ZM17 47V46H16ZM19 47V46H18ZM24 47V46H23ZM27 47V46H26ZM36 47V46H35ZM46 47V45H45ZM63 47V46H62ZM74 47V46H73ZM72 47V48H73ZM78 47V46H77ZM4 48V47H3ZM6 48H9L6 45ZM20 49L16 48L17 52L21 53ZM30 48V46H29ZM65 48V47H64ZM62 48V49H64ZM83 48V45H82ZM87 48V47H86ZM40 49V48H39ZM45 49V48H44ZM51 49V48H50ZM55 49V48H53ZM59 49V47H58ZM79 49V48H78ZM1 50V49H0ZM4 50V49H3ZM10 50V49H9ZM22 50H26L22 49ZM28 50V49H27ZM26 50V51H27ZM42 50V49H41ZM47 50V47L46 49ZM52 50V49H51ZM74 51V49H72ZM71 50V51H72ZM82 50V49H81ZM86 50V49H85ZM98 50V49H97ZM96 50V51H97ZM31 51V50H30ZM49 51V49H48ZM65 51V50H64ZM79 50H77L78 52ZM83 51V50H82ZM99 51V50H98ZM100 51V52H101ZM1 52V51H0ZM6 53V51H3ZM2 52V53H3ZM8 52V50H7ZM15 52V51H14ZM33 52V51H32ZM31 52V53H32ZM39 52V50H38ZM46 52V51H45ZM81 51H79L80 54ZM90 52V51H89ZM16 53V52H15ZM28 53V52H27ZM41 53V51H40ZM44 53V52H43ZM47 53V52H46ZM51 53V51L49 52ZM54 53V52H53ZM67 53V52H66ZM96 53V52H95ZM94 53V54H95ZM4 54V53H3ZM8 54V53H7ZM11 54V53H9ZM12 53L11 55H13ZM34 54V53H33ZM32 54V55H33ZM48 54V53H47ZM45 54V55H47ZM52 54V53H51ZM76 54V52H75ZM86 54V53H85ZM84 54V55H85ZM90 54H92L90 52ZM97 54V53H96ZM99 54V53H98ZM97 54V55H98ZM101 54V53H100ZM6 55V54H5ZM3 55V57L5 56ZM16 56V54L14 56ZM18 55V54H17ZM22 55V54H20ZM28 55H31L30 52ZM27 58L29 59V56ZM35 55V54H34ZM55 55V54H54ZM82 55V54H81ZM26 56V54H24ZM36 56V55H35ZM32 56L29 59L32 62H27L29 64L33 63L34 67H39L38 60L34 59ZM87 56V55H86ZM91 56V55H90ZM2 57V58H3ZM7 57V56H6ZM4 57V58H6ZM8 57V59L10 58ZM50 57V56H49ZM48 57V58H49ZM80 57V55H79ZM89 58V53L88 56ZM3 58V59H4ZM18 58V56H17ZM21 58V57H20ZM36 58V57H35ZM51 58V57H50ZM55 58V57H53ZM51 58V59H53ZM83 58V57H82ZM93 58V56H92ZM102 58V57H101ZM11 59V58H10ZM9 59V60H10ZM24 59V57H23ZM84 59V58H83ZM87 59V58H86ZM91 59V58H90ZM16 62L17 59L13 58ZM40 60V57H39ZM53 59V63H54ZM61 60V59H60ZM58 59V61L60 62ZM85 60V59H84ZM101 60V59H100ZM99 60V61H100ZM2 61V60H1ZM7 61V60H6ZM23 61V60H22ZM56 61V60H55ZM86 61V60H85ZM102 61V60H101ZM8 62V61H7ZM14 62V63H15ZM25 62V61H24ZM62 62V61H61ZM87 62V61H86ZM10 63V62H9ZM27 63H25L27 65ZM42 63V62H41ZM52 63V60H51ZM56 63V62H55ZM63 63V62H62ZM96 63V62H95ZM2 64V63H1ZM4 64V63H3ZM7 64V63H6ZM13 65V63H11ZM19 64L21 62L19 60ZM23 64V62H22ZM31 64V65H33ZM24 65V64H23ZM30 65V66H31ZM36 65V66H35ZM43 65V64H41ZM49 65V64H48ZM59 65L60 64H53ZM87 66V64H84ZM91 65V63H90ZM8 66V64H7ZM47 66V65H46ZM64 66V65H62ZM89 66V64H88ZM92 66V65H91ZM101 67V64L99 65ZM15 67V66H13ZM12 67V68H13ZM23 67V66H22ZM21 67V68H22ZM25 67V66H24ZM27 67V66H26ZM25 67V68H26ZM50 67V66H49ZM56 68V66H53ZM98 67V66H97ZM3 68V66H2ZM17 68V67H16ZM42 68V67H41ZM54 68V70H55ZM58 68V66H57ZM56 68V69H57ZM60 68V67H59ZM63 68V67H62ZM90 68V66H89ZM93 68V67H92ZM95 68V67H94ZM93 68V69H94ZM100 68V67H99ZM98 68V69H99ZM6 69V67H5ZM10 69V68H9ZM14 69V68H13ZM30 69V68H29ZM28 69V70H29ZM34 69V68H33ZM35 69V70H37ZM40 69V67H39ZM39 69L37 71H39ZM48 69V68H47ZM64 69V68H63ZM93 69H91L93 71ZM104 71L102 68H100ZM22 70V69H21ZM59 70V69H58ZM97 70V69H96ZM109 70V69H108ZM14 71V70H13ZM26 71V70H25ZM41 71V70H40ZM39 71V72H40ZM57 71V70H56ZM62 71V70H61ZM65 71V70H64ZM100 71V70H99ZM5 72V71H4ZM3 72V73H4ZM24 71H22V74ZM35 72V71H34ZM51 72V70H50ZM105 72V71H104ZM15 73V72H14ZM38 73V72H37ZM52 73V72H51ZM62 73V72H61ZM102 72H100L101 74ZM30 74V73H29ZM36 74V73H35ZM39 74V73H38ZM63 74V73H62ZM65 74V73H64ZM106 74V72H105ZM108 74V75H110ZM16 75V73L14 74ZM32 75V73L30 74ZM37 75V74H36ZM35 75V76H36ZM40 78L48 79L47 76L49 75L48 71L44 69L40 72ZM68 75V74H67ZM66 75V77H68ZM103 75V74H102ZM101 75V76H102ZM39 76V75H38ZM59 76V75H57ZM7 77V76H6ZM11 77V76H10ZM20 77V76H19ZM50 77V76H49ZM61 77V76H60ZM16 78V77H15ZM24 78V77H23ZM30 78V77H29ZM37 78V77H36ZM39 78V77H38ZM65 79V77L63 76ZM73 78V77H71ZM70 78V79H71ZM11 79V78H10ZM31 79V78H30ZM34 79V78H33ZM6 79H4L5 81ZM28 81V79H26ZM54 80V79H53ZM68 80V78L66 79ZM65 80V81H66ZM3 81V80H2ZM40 81V80H39ZM62 81V80H61ZM6 82V81H5ZM4 82V83H5ZM11 82V81H10ZM14 82V81H13ZM29 82V81H28ZM33 82V81H32ZM36 82V81H35ZM43 82V81H42ZM51 82V81H50ZM72 82V81H71ZM3 83V82H1ZM20 84L22 82H19ZM26 83V81L24 82ZM63 83V81H62ZM65 83V82H64ZM67 83V82H66ZM65 83V85H66ZM70 83V82H69ZM84 83V82H83ZM82 83V85H83ZM118 83V84H117ZM13 84V83H12ZM15 84V83H14ZM23 84V83H22ZM21 84V85H22ZM27 84V83H26ZM37 84V82H36ZM68 84V83H67ZM120 84V85H119ZM11 85V84H10ZM17 85V84H15ZM14 85V86H15ZM28 85V84H27ZM57 85V84H56ZM59 85V84H58ZM62 85V84H61ZM69 85V84H68ZM66 85V86H68ZM12 87L13 89L16 87ZM18 86V85H17ZM23 86V85H22ZM48 86V84H47ZM50 86V85H49ZM53 86V84H52ZM63 86V85H62ZM65 86V87H66ZM70 86H73L70 85ZM87 86V85H86ZM90 86V85H89ZM4 87V86H3ZM9 87V86H8ZM19 87V86H18ZM29 87V86H28ZM27 87V88H28ZM35 86H33L34 88ZM42 87V86H41ZM56 87V86H55ZM64 87V88H65ZM23 88V87H22ZM26 88V89H27ZM43 88V87H42ZM50 88V87H49ZM68 88V87H67ZM92 88V87H91ZM94 88V87H93ZM11 89V88H9ZM8 89V90H9ZM21 89V88H20ZM35 89V88H34ZM58 89V88H57ZM70 89V88H68ZM76 89V88H75ZM83 89V88H81ZM7 90V91H8ZM18 90V89H17ZM23 90V89H22ZM36 90V89H35ZM46 90V89H45ZM49 90V89H48ZM52 90V89H51ZM50 90V91H51ZM54 90V89H53ZM59 90V89H58ZM74 90V89H73ZM25 91V90H24ZM38 91H41V89ZM44 91V89L42 90ZM47 91V92H50ZM60 91V90H59ZM70 91V90H69ZM81 91V90H80ZM2 92V91H1ZM10 92V91H9ZM18 92V91H17ZM65 92V91H64ZM79 92V91H78ZM84 92V89H83ZM37 93V91H36ZM61 93V91H60ZM63 93V92H62ZM68 93V92H67ZM21 94V93H20ZM45 94V92L43 93ZM55 94V92H54ZM66 93H63V95ZM84 94V93H83ZM10 95V94H9ZM6 95V96H9ZM35 94H32V96ZM69 95V94H67ZM66 95V96H67ZM72 95H75V93ZM5 96V97H6ZM12 96V95H11ZM10 96V97H11ZM18 96V95H17ZM37 96V95H36ZM40 96V95H39ZM44 96V95H42ZM64 96V99H68ZM71 96V95H70ZM82 96V93H81ZM27 97V96H26ZM38 97V96H37ZM57 97V96H56ZM69 97V96H68ZM84 97V95H83ZM90 97V98H89ZM130 97V96H128ZM34 98V97H33ZM44 98V97H43ZM50 99V96L46 97ZM45 98V99H46ZM60 98V96H59ZM79 98V97H78ZM75 97V100L78 99ZM132 98V97H131ZM130 98V99H131ZM142 98V103L144 102ZM11 99V98H10ZM9 99V100H10ZM14 99V98H13ZM12 99V100H13ZM135 99V97H134ZM3 100V99H2ZM6 100V98H5ZM4 100V101H5ZM44 100V99H43ZM52 100V99H51ZM48 100V101H51ZM53 99V102L56 100ZM72 100V98H71ZM84 100V99H83ZM129 100V99H127ZM11 101V100H10ZM14 101V100H13ZM34 101V99H33ZM39 101V99H38ZM43 102L42 100H40ZM44 102L48 104V102ZM68 101V100H66ZM77 101V100H76ZM90 101V100H89ZM92 101V100H91ZM135 101V100H134ZM8 102V101H7ZM35 102V101H34ZM58 102V99H57ZM63 102V101H62ZM61 102V103H62ZM85 102V100H84ZM93 102V101H92ZM91 102V103H92ZM129 102V101H128ZM132 102V100H131ZM13 103V102H11ZM38 103V102H37ZM36 103V105H37ZM59 103V102H58ZM58 103H56L58 105ZM70 106L76 103L79 104L80 102H70ZM82 103V101H81ZM130 103V102H129ZM128 103V104H129ZM35 105V103H33ZM42 104V103H41ZM44 104V103H43ZM50 104V103H49ZM55 104V103H54ZM56 104L54 106H56ZM67 104V103H66ZM89 104V103H88ZM97 104V103H96ZM51 105H53L51 103ZM69 105V104H68ZM81 105V104H80ZM80 105L78 107L80 108ZM83 105V104H82ZM87 106V104L85 103ZM92 105V104H90ZM130 105V104H129ZM137 105V104H136ZM141 104H139L140 106ZM144 105V104H143ZM142 105V106H143ZM149 105H147L149 107ZM42 106V105H40ZM50 106V105H49ZM65 106V105H64ZM84 106V105H83ZM141 106V107H142ZM34 107V106H33ZM45 107V106H44ZM48 107V105H47ZM63 107V106H62ZM61 107V108H62ZM72 107V106H71ZM98 107V105H97ZM146 107V106H145ZM149 107V108H151ZM5 108V107H4ZM43 108V106H42ZM84 108V107H83ZM86 108V107H85ZM84 108V109H85ZM93 108V107H92ZM100 108V106L98 107ZM133 108V106H132ZM140 108V107H139ZM8 109V108H6ZM5 109V110H6ZM51 109V107H50ZM49 109V110H50ZM55 109V108H54ZM78 109V108H77ZM87 109V108H86ZM90 109V108H89ZM137 110V108H135ZM14 110V109H13ZM35 110V109H33ZM48 110V108H46ZM65 112L67 110L63 109ZM62 109L60 111H63ZM82 111V108L79 111ZM141 110V108H140ZM139 110V111H140ZM40 111V110H39ZM37 111V113L39 112ZM52 111V110H51ZM57 111V110H55ZM78 111V110H77ZM94 111V110H93ZM138 111V110H137ZM138 111V112H139ZM8 112V110L6 111ZM12 113V110L10 111ZM15 111H13L14 113ZM49 112V111H48ZM70 111L68 110V113ZM86 112V111H85ZM90 112V111H89ZM92 112V110H91ZM156 112V116L155 113ZM4 113V112H3ZM2 113V114H3ZM40 113V112H39ZM54 113V112H53ZM61 113V112H60ZM62 112L61 114H63ZM67 113V112H66ZM97 113V112H96ZM94 112V114L96 115ZM129 113V112H128ZM136 113V112H134ZM140 113V112H139ZM154 113V115H153ZM5 114V113H4ZM9 114V113H8ZM20 114V113H19ZM41 114V113H40ZM49 114V113H48ZM71 114V113H70ZM70 114L67 115L70 116ZM92 114V113H91ZM99 114V113H97ZM130 114V113H129ZM132 114V113H131ZM144 114V112H143ZM146 114V113H145ZM11 115V114H10ZM9 115V117H10ZM16 115V114H14ZM52 115V113H51ZM59 115V114H58ZM73 115V112H72ZM86 115V114H85ZM88 115V114H87ZM100 115V114H99ZM134 115V114H133ZM3 116V115H1ZM8 116V115H7ZM38 116V114H37ZM42 116V115H41ZM40 116V117H41ZM44 116V115H43ZM42 116V118H44ZM47 117V115H45ZM57 116V115H56ZM54 116V117H56ZM126 116V115H125ZM136 116V115H135ZM139 116V115H138ZM16 116H14L15 118ZM66 117V116H65ZM75 117V116H74ZM127 117V116H126ZM18 118V117H17ZM52 118V117H51ZM71 118V117H70ZM75 118H78L75 117ZM87 118V117H86ZM94 118V117H93ZM128 118V117H127ZM136 118V117H135ZM50 119V116H49ZM62 119V118H61ZM38 122L39 119H36ZM42 120V119H41ZM56 118L51 119V122L54 124V121L57 125ZM64 120V119H63ZM66 120V119H65ZM73 120V119H69ZM79 120L81 118L79 117ZM136 120V119H135ZM134 120V121H135ZM141 120H144L141 119ZM11 121V120H10ZM17 121V120H16ZM46 121V119H45ZM68 121V118L67 120ZM87 121V120H86ZM23 122V121H22ZM26 122V121H25ZM35 122V121H34ZM49 122V121H48ZM50 122V123H51ZM62 122V121H61ZM59 122V123H61ZM76 122V121H75ZM74 122V124H75ZM90 122V121H88ZM140 122V121H139ZM16 123V122H15ZM31 123V121H30ZM41 123V121H40ZM49 123V124H50ZM51 123V124H52ZM65 123V121H64ZM67 123V122H66ZM79 123V122H78ZM87 123V122H85ZM27 124V123H26ZM39 124V123H38ZM48 124V125H49ZM52 124V125H53ZM91 124V123H90ZM94 124V123H93ZM92 124V125H93ZM138 124V123H137ZM144 124V123H143ZM142 124V125H143ZM149 124V123H148ZM155 124V123H154ZM153 124V125H154ZM55 125V124H54ZM55 125V126H56ZM77 125V124H76ZM80 125V124H79ZM89 125V123H88ZM147 124H145L146 126ZM151 125V124H150ZM35 126V125H34ZM40 126V125H39ZM84 126V125H83ZM135 126V125H133ZM36 127V126H35ZM48 127V126H47ZM58 127V126H57ZM139 127V126H138ZM151 127V126H148ZM148 127H145L148 128ZM42 128H44L42 126ZM92 128V126H90ZM97 129L98 126H95ZM135 128V127H134ZM1 129V128H0ZM3 129V128H2ZM33 129V127H32ZM39 130L35 128V130ZM59 129V128H57ZM95 129V130H96ZM101 129V128H100ZM139 129V128H138ZM143 129V127H142ZM36 130V132H38ZM47 130H49L47 128ZM56 130V128H55ZM66 130V129H65ZM140 130V129H139ZM146 130V131H147ZM4 131V130H3ZM42 131V130H41ZM67 131V130H66ZM71 131V130H70ZM76 131V129H75ZM91 131V130H90ZM98 131V130H96ZM137 131V130H136ZM144 131V133L146 132ZM28 132V131H27ZM33 132V131H30ZM43 132V131H42ZM52 133V131H49ZM89 132V131H88ZM92 132H94L92 130ZM134 132V131H133ZM150 132V131H149ZM5 133V132H4ZM11 133V132H10ZM16 133V131H15ZM21 133V132H20ZM39 133V132H38ZM36 133V134H38ZM54 133V132H53ZM59 133V132H58ZM74 136V134H72ZM126 133V132H124ZM128 133V132H127ZM137 133V132H134ZM134 133L129 132L128 142L129 147L132 149L136 148L137 144V135L134 137ZM40 134V133H39ZM56 134V133H54ZM60 134V133H59ZM67 134V133H66ZM77 134V133H76ZM142 134V133H141ZM147 134V133H146ZM145 134V135H146ZM1 135V134H0ZM11 135V134H10ZM14 135V134H12ZM25 135V134H24ZM28 135V134H27ZM35 134H33L34 136ZM46 135V134H45ZM70 135V134H69ZM101 135V134H100ZM107 135V133H106ZM127 135V134H126ZM188 135L192 136V140H189ZM3 136V135H2ZM28 135L29 139L32 137ZM39 136V135H37ZM54 136V135H53ZM94 136V135H93ZM99 136V135H98ZM97 136V139L99 137ZM1 137V136H0ZM8 137V134H7ZM24 137V136H23ZM35 137V136H34ZM47 137V136H46ZM66 137V136H65ZM68 137V136H67ZM66 137V138H67ZM146 137V136H144ZM151 137V135H150ZM3 138V137H2ZM17 138V137H16ZM45 138V137H43ZM49 138V137H48ZM47 138V139H48ZM65 138V140H66ZM143 138V137H142ZM148 138V136H147ZM153 138V137H152ZM15 139V138H14ZM28 139V138H27ZM34 139V138H33ZM42 139V137H41ZM40 139V140H41ZM46 139V140H47ZM52 139V138H51ZM72 139V138H71ZM96 139V138H94ZM96 139V140H97ZM139 139V138H138ZM149 139V138H148ZM5 140V139H2ZM9 140V139H8ZM38 142L40 141L38 138L36 139ZM44 140V142L46 141ZM50 140V139H49ZM70 140V139H68ZM141 139H139L140 142ZM147 140V139H146ZM145 140V141H146ZM14 141V140H13ZM48 141V140H47ZM46 141V142H47ZM143 141V140H141ZM150 141V140H149ZM147 141V143L151 145V142ZM154 141V140H153ZM152 141V143H153ZM26 142V141H25ZM42 142L41 144H43ZM45 142V145H46ZM70 142V141H69ZM99 142V140H98ZM97 141L96 143L99 144ZM121 141H119L120 143ZM138 142V143H139ZM65 143V142H64ZM67 143V142H66ZM95 143V142H93ZM32 144V143H31ZM37 144V142L35 143ZM40 144V142H39ZM101 144V143H100ZM122 144V143H121ZM144 144V143H143ZM140 143L139 146L143 145ZM155 144V143H153ZM158 144V145H159ZM5 145V144H3ZM33 145V144H32ZM67 145V144H66ZM71 145V144H70ZM96 145V144H95ZM94 145V146H95ZM116 145V144H115ZM148 145V144H147ZM157 145V144H156ZM159 145V146H160ZM43 146V145H42ZM100 146V145H99ZM120 146V145H119ZM149 146V147H150ZM158 146V147H159ZM161 146V147H162ZM34 147V146H33ZM32 147V148H33ZM37 147H39L37 145ZM41 147V146H40ZM39 147V149H40ZM102 147V146H101ZM121 147V146H120ZM127 147V146H126ZM148 147V146H147ZM2 148V147H1ZM0 148V149H1ZM28 148V147H27ZM42 148V147H41ZM96 148V147H95ZM103 148V147H102ZM101 148V149H102ZM138 148V147H137ZM140 148V147H139ZM143 148V146H141ZM146 148V147H145ZM153 148L155 146L153 145ZM5 149V148H4ZM44 149V148H42ZM97 149V148H96ZM105 149V148H104ZM122 149V148H121ZM124 149V148H123ZM126 149V148H125ZM144 149V148H143ZM147 149V148H146ZM152 149V148H150ZM159 149V148H158ZM175 149H177L175 147ZM180 149V147H179ZM178 152L180 153L181 151ZM41 150V149H40ZM149 148L147 149V151ZM157 150V149H154ZM160 150V149H159ZM162 150V149H161ZM34 151V150H33ZM104 151V150H103ZM122 151V150H121ZM130 151V150H129ZM153 151V150H152ZM36 152V151H35ZM90 152V151H89ZM105 152V151H104ZM127 152V151H126ZM138 152V150H137ZM137 152H134L135 155ZM151 152V151H149ZM159 152V151H158ZM161 152V151H160ZM166 152V153H167ZM177 152V151H176ZM40 153V152H38ZM130 153V152H129ZM145 153V152H144ZM154 153V152H153ZM156 153V151H155ZM162 153V152H161ZM183 153V152H181ZM36 154V153H35ZM42 154V153H41ZM118 154V153H117ZM139 154V152H138ZM143 154V153H141ZM148 158L149 155L146 153ZM145 154V155H146ZM163 154V153H162ZM161 154V155H162ZM185 154V153H184ZM40 155V154H39ZM123 155V154H122ZM125 155V154H124ZM133 155V154H132ZM179 155V154H178ZM101 156V155H100ZM140 156V155H138ZM157 156V155H156ZM169 156V157H170ZM119 157V156H118ZM129 157V156H128ZM132 157V156H131ZM135 156L133 155V158ZM159 157V156H158ZM164 157V156H163ZM170 157V158H171ZM183 157V156H181ZM186 157V156H185ZM32 158V157H30ZM35 158V157H34ZM39 158V157H38ZM125 158V157H124ZM137 158V157H135ZM141 157H139L140 160ZM145 158V157H144ZM143 158V160H144ZM156 158V157H155ZM166 158V157H165ZM129 159V158H128ZM131 159V158H130ZM147 159V157H146ZM152 159V157H151ZM157 159V158H156ZM30 160V159H29ZM154 160V159H153ZM172 160V161H173ZM179 160V159H178ZM186 160V159H185ZM31 161V160H30ZM43 161V160H42ZM40 164L43 165V163ZM124 161V160H123ZM133 161V160H132ZM137 161V159H136ZM150 161V160H149ZM39 162V161H38ZM148 163V159L146 161ZM145 162V163H146ZM163 163V161L161 160ZM159 162V163H161ZM178 162V161H177ZM177 162L175 164L177 165ZM183 162V161H182ZM29 163V162H28ZM37 163V162H36ZM36 163H33L36 165ZM118 163V161H117ZM122 163V162H121ZM128 163V162H127ZM132 163V162H131ZM139 163H142L141 161ZM146 165H149V163ZM154 164V161L152 162ZM174 163V162H173ZM189 163V162H188ZM33 164L31 166H33ZM116 164V163H115ZM137 164V163H136ZM143 164V163H142ZM178 164H180L178 162ZM120 165V164H119ZM134 165V164H133ZM138 165V164H137ZM151 165V163H150ZM155 165V164H154ZM161 165V164H160ZM163 165V164H162ZM165 165V163H164ZM163 165V166H164ZM167 165V164H166ZM165 165V166H166ZM171 165V164H169ZM181 165V164H180ZM190 165V164H189ZM192 165V164H191ZM126 166V165H125ZM131 165L129 164V167ZM142 166V165H141ZM164 166V167H165ZM29 167V166H28ZM40 168L36 165L35 168ZM121 167V166H120ZM144 167V166H143ZM149 167V166H148ZM152 167V166H151ZM154 167V166H153ZM169 167V166H167ZM174 167H176L174 165ZM179 167V166H177ZM184 167V166H183ZM190 167V166H189ZM192 167V166H191ZM115 168V167H114ZM119 168V166H118ZM116 168V171L117 169ZM156 168V167H154ZM162 168V166H160ZM170 168V167H169ZM173 168V167H172ZM185 168V167H184ZM112 169V168H111ZM108 169V170H111ZM122 169V168H121ZM120 169V171H121ZM146 169V168H144ZM158 169V168H157ZM167 169V168H166ZM171 169V168H170ZM190 168H188L189 170ZM193 169V167H192ZM119 170V169H118ZM123 170V169H122ZM129 170V169H128ZM127 170V171H128ZM136 170V169H135ZM165 170V169H164ZM199 170L196 168V171ZM107 171V170H106ZM113 171V170H112ZM111 171V172H112ZM115 171V176H116ZM124 171V170H123ZM122 171V172H123ZM130 171V170H129ZM142 171V170H141ZM147 171V170H146ZM156 171V170H155ZM160 171V169H159ZM158 171V172H159ZM161 171H163L161 169ZM183 171V170H182ZM187 172V169L185 170ZM39 172V171H38ZM121 172V173H122ZM151 172V170L147 171ZM168 172V171H167ZM191 172V171H190ZM202 172V173H203ZM107 173H109L107 171ZM118 173V172H117ZM120 173V172H119ZM120 173V174H121ZM164 173V171H163ZM171 173V172H170ZM169 173V174H170ZM182 173V172H181ZM193 173V172H192ZM195 173V172H194ZM200 173V172H198ZM197 172L195 174H198ZM201 173V174H202ZM111 175V173H109ZM125 174V173H124ZM122 173V175H124ZM128 174V172H127ZM140 175V171L137 172ZM150 175L152 173H149ZM165 174V173H164ZM174 174V173H173ZM185 174V173H184ZM119 175V174H118ZM132 175V174H130ZM160 174L158 173V176ZM171 175V174H170ZM194 175V174H193ZM204 175V173H203ZM120 176V175H119ZM199 177L201 175H198ZM145 177V176H143ZM190 177V176H189ZM197 177V178H199ZM119 178V177H118ZM121 178V177H120ZM125 178V177H124ZM129 178H131L129 176ZM139 178V177H138ZM152 178V175H151ZM150 178V180H151ZM158 178V177H156ZM155 178V179H156ZM162 178V177H159ZM178 178V177H177ZM182 179V177H180ZM190 178L194 177L191 176ZM117 180V178L115 177ZM135 179V178H134ZM167 179V177L165 178ZM184 179V178H183ZM182 179V180H183ZM144 179H142L143 181ZM153 180V179H152ZM174 180V179H173ZM186 180V179H185ZM184 180V181H185ZM190 180V179H189ZM197 181V179H195ZM15 181V180H14ZM130 181V180H129ZM145 181H149V179H145ZM160 181V179H159ZM175 181V180H174ZM183 181V182H184ZM188 181V180H187ZM205 182V179L202 180ZM18 182V181H17ZM29 182V181H28ZM117 182V181H116ZM127 182V181H125ZM134 182V181H133ZM138 182V181H137ZM150 182V181H149ZM158 182V181H157ZM162 180L160 181V183ZM167 182V181H166ZM194 182V181H193ZM22 183V182H20ZM30 183V182H29ZM29 183H25L29 186ZM139 183V182H138ZM143 183V182H142ZM159 183V184H160ZM169 183V182H168ZM174 183V182H173ZM172 183V185H173ZM191 183V182H190ZM203 183V182H200ZM199 182H195L196 186L204 185L200 184ZM33 184V183H32ZM31 184V185H32ZM51 184V183H50ZM130 184V183H129ZM156 184V183H155ZM166 184V183H165ZM121 185V184H120ZM127 185V184H126ZM139 185V184H138ZM148 185V184H147ZM158 185V184H157ZM156 185V186H157ZM162 185V184H161ZM158 185V186H161ZM178 185V184H176ZM180 185V184H179ZM178 185V186H179ZM184 185V184H183ZM181 184V186H183ZM193 185V184H192ZM33 186V185H32ZM30 186V187H32ZM35 186V185H34ZM134 186V184H133ZM133 186H130L131 188ZM143 186H145L143 184ZM169 186V185H168ZM188 186V185H186ZM205 186V185H204ZM22 187V185L20 186ZM53 187V186H52ZM123 187V186H122ZM125 187V186H124ZM140 187V186H139ZM155 187V186H154ZM166 187V186H165ZM171 187V186H170ZM199 187V188H200ZM203 187V186H202ZM206 187V186H205ZM204 187V189H206ZM10 188V187H9ZM8 188V190H9ZM15 188V186H14ZM24 188V187H23ZM37 187H35L36 189ZM134 188V187H133ZM157 188V187H155ZM161 188V187H160ZM163 188V186H162ZM179 188V187H178ZM176 188V190L178 189ZM183 188H187L184 187ZM198 187L196 189H199ZM20 189V188H19ZM18 189V190H19ZM34 189V187H33ZM39 189V188H38ZM127 189V188H126ZM125 189V190H126ZM147 192L148 188L146 187ZM175 189V187H174ZM195 189V187H194ZM12 190V188L10 189ZM9 190V191H10ZM129 190V188L127 189ZM131 190V189H130ZM136 190V189H134ZM132 189V192L134 191ZM154 190V189H153ZM162 190V189H161ZM173 190V189H172ZM181 188V192H182ZM202 190V189H200ZM198 190L197 192H199ZM7 191V190H6ZM8 191V192H9ZM13 191V190H12ZM36 190H33V192ZM41 191V190H38ZM146 191L144 187L140 189V195H143V192ZM165 191V190H164ZM168 191V190H167ZM165 191V192H167ZM171 191V190H170ZM168 191V192H170ZM185 191V189H184ZM188 191V189L186 190ZM11 192V191H10ZM9 192V193H10ZM17 192V191H16ZM19 192V191H18ZM32 192V193H33ZM42 192V191H41ZM151 192V191H149ZM153 192V191H152ZM158 192V191H157ZM196 192V193H197ZM204 192V191H203ZM208 192V191H205ZM28 194L24 192V194ZM45 193V192H44ZM128 193V191H127ZM145 193V192H144ZM161 193V191H160ZM178 193V192H177ZM180 193V192H179ZM189 193V191H188ZM192 194V192H190ZM195 193V191H194ZM201 193V191L199 192ZM210 193V192H208ZM14 193H10L12 195ZM20 194V192L18 193ZM38 194V193H37ZM131 194V193H130ZM158 194V193H157ZM176 194V191H175ZM202 194V193H201ZM205 194V193H203ZM23 195V194H21ZM169 195V194H168ZM177 195V194H176ZM184 193L182 194L183 198ZM186 195V193H185ZM190 195V194H189ZM198 195V194H197ZM207 195V193L205 194ZM211 195V194H210ZM39 196V195H38ZM163 196V195H161ZM166 196V195H165ZM172 196V195H171ZM180 196V195H179ZM196 196V195H195ZM200 194L198 195V197ZM203 196V195H202ZM16 196H14L15 198ZM22 197V196H21ZM34 198V196H32ZM169 197V196H168ZM178 197V195H177ZM191 197V195H190ZM189 199L191 201L192 197ZM194 197V196H193ZM8 198V197H7ZM10 198V197H9ZM39 198V197H38ZM158 198V196H157ZM155 198V199H157ZM167 197H164V199ZM173 198V197H172ZM179 198V197H178ZM181 198V196H180ZM186 198V197H185ZM202 200V197H200ZM16 199V198H15ZM11 199V200H15ZM18 199V198H17ZM32 199V198H31ZM37 199V198H35ZM41 199V198H40ZM152 199V198H151ZM154 199V197H153ZM152 199V200H153ZM159 199V198H158ZM168 199V198H167ZM174 199V198H173ZM172 199V200H173ZM206 199V198H205ZM212 199V197H211ZM29 200V199H28ZM145 200V199H144ZM163 200V199H162ZM176 200V199H175ZM180 200V199H179ZM183 200V199H182ZM214 200V199H213ZM22 201V200H21ZM19 201V202H21ZM34 200V205L36 204ZM38 201V199H37ZM139 201V200H138ZM142 201V200H141ZM147 201H150L147 197ZM166 201V200H165ZM170 201V200H169ZM178 202V199L176 200ZM187 201V200H184ZM191 201L188 200L186 203H190ZM198 201V200H197ZM211 201V200H210ZM1 202V201H0ZM26 202V200H25ZM152 201H150L151 203ZM157 201H155L156 203ZM175 202V201H174ZM181 202V201H180ZM202 202V201H200ZM12 203V202H11ZM18 203V202H17ZM30 203V202H29ZM146 203V202H142ZM179 203V202H178ZM183 203V202H182ZM204 203V202H203ZM207 203V202H206ZM8 205V203H5ZM10 204V203H9ZM13 204V203H12ZM11 204V205H12ZM23 204V203H22ZM148 204V202H147ZM152 204V203H151ZM161 204V203H159ZM174 204V203H173ZM177 204V203H176ZM202 203H200L201 205ZM213 204V203H212ZM19 205V204H17ZM28 205V204H27ZM32 205V204H31ZM146 205V204H145ZM171 205V204H170ZM190 205V204H189ZM192 205V203H191ZM203 205V204H202ZM205 205V204H204ZM1 206V205H0ZM3 206V205H2ZM9 206V205H8ZM15 206V205H14ZM30 206V205H29ZM37 206V205H36ZM147 206H150L147 205ZM157 206V204H156ZM177 205L174 207L176 208ZM179 206V205H178ZM181 206V204H180ZM188 206V205H187ZM211 206V205H210ZM216 206V205H215ZM11 207V206H10ZM23 207V206H22ZM153 207V206H151ZM155 207V206H154ZM173 207V206H172ZM189 207V206H188ZM193 208V205L191 206ZM203 207V206H202ZM214 207V206H213ZM4 208V207H3ZM164 208V207H163ZM186 208V207H185ZM204 210L206 208L203 207ZM23 212L25 216L33 218L35 217L37 220H40L41 216L37 214L36 210H32V206L30 207H23ZM144 209V207H143ZM154 209V208H153ZM160 209V208H159ZM174 209V208H173ZM177 209V208H176ZM181 210V208H178ZM177 209V213L179 214ZM187 209V208H186ZM194 209V208H193ZM15 211V209H13ZM170 210V209H169ZM179 210V211H180ZM189 210V209H188ZM210 210V209H209ZM212 210V209H211ZM40 211V210H39ZM150 211V210H149ZM148 211V212H149ZM171 211V210H170ZM174 211V210H173ZM185 211V210H184ZM187 211V210H186ZM206 211V210H205ZM214 211V210H213ZM224 211V210H223ZM147 212V211H146ZM182 212V211H181ZM212 212V211H211ZM2 213V212H1ZM39 214L41 212H38ZM170 213V212H169ZM209 213V212H208ZM10 214V212H9ZM14 214V213H13ZM172 214V213H170ZM191 214V213H189ZM214 213H212L213 215ZM225 215V213H222ZM12 215V214H11ZM20 215V214H19ZM17 215V216H19ZM175 215V211H174ZM179 215L182 216L180 213ZM192 215V214H191ZM210 215V214H209ZM15 216V215H13ZM24 216V218H25ZM45 216V215H44ZM141 216V215H140ZM149 216V215H148ZM164 216V215H163ZM187 216V215H186ZM185 216V217H186ZM4 216H0L2 219ZM11 217V216H10ZM145 217V216H144ZM194 217V216H193ZM210 217V216H209ZM208 217V219H209ZM222 218H224L221 215ZM169 218V217H168ZM174 218V217H172ZM177 218V216L175 217ZM192 218V217H191ZM200 218V217H198ZM197 218V219H198ZM212 218V217H211ZM214 218V217H213ZM19 219V218H18ZM27 219V218H26ZM49 219V218H48ZM47 219V220H48ZM183 219V218H181ZM202 219V218H201ZM25 220V219H24ZM45 220V219H44ZM57 220V219H56ZM146 220V219H145ZM177 220H179L177 218ZM200 220V219H199ZM226 220V219H225ZM14 221V220H11ZM10 221V222H11ZM26 221V220H25ZM39 221V222H40ZM52 221V220H51ZM59 221V220H58ZM57 221V223H58ZM149 221V220H148ZM164 221V220H163ZM183 220V222H185ZM197 221V220H196ZM212 221V220H210ZM217 221V220H216ZM222 221V220H221ZM7 222V221H6ZM20 222V221H19ZM48 222V221H47ZM156 222V220H155ZM223 222V221H222ZM23 223V222H21ZM50 223V222H49ZM48 223V224H49ZM56 223V221H55ZM179 223V222H178ZM187 223V222H186ZM189 223V222H188ZM196 223V222H195ZM204 223V221H202ZM208 223V222H207ZM210 223V222H209ZM212 223V222H211ZM9 224V223H8ZM12 226V223H10ZM34 224V223H33ZM41 224H44L43 220ZM52 224V223H51ZM50 224V225H51ZM192 224V223H190ZM224 224V223H223ZM29 225V224H28ZM39 225V224H38ZM48 225V226H50ZM55 225V224H54ZM58 225V224H57ZM139 225V224H138ZM167 225V222H166ZM173 223L170 225L172 226ZM182 225V224H180ZM189 225V224H188ZM196 225V224H195ZM214 225V224H213ZM217 225V224H216ZM215 225V226H216ZM21 226V225H20ZM35 226V225H34ZM47 226V225H46ZM61 226V225H60ZM169 226V227H170ZM187 226V225H185ZM6 227V226H5ZM13 227V226H12ZM11 227V228H12ZM62 226L60 229H62ZM181 226H179L180 228ZM183 227V226H182ZM193 227V226H192ZM202 227V226H201ZM200 227V228H201ZM207 227V226H206ZM4 228V227H3ZM20 228V227H19ZM23 228V227H22ZM42 226L40 227V229ZM50 228V227H49ZM49 228L47 231H49ZM65 228V227H64ZM168 228V227H166ZM177 227H175L176 230ZM199 228V227H197ZM203 228V227H202ZM216 228V227H215ZM213 228V229H215ZM226 228V227H225ZM8 229V227H7ZM14 229V228H13ZM39 229V228H38ZM43 227V230L45 231ZM51 230L48 232L50 234L49 238L53 237L54 241H67L68 244L71 246L79 245V240L81 239L84 246H87L90 252L94 253L92 250V245L90 242L85 240L81 237H76L78 235H74L72 237L69 235L68 232H60L55 231L50 228ZM67 228H65L66 231ZM172 229V228H169ZM181 229V228H180ZM208 229V228H207ZM206 229V230H207ZM6 230V229H5ZM12 230V229H10ZM24 230V229H23ZM27 230V229H26ZM167 230V229H166ZM174 230V231H175ZM185 230V229H184ZM188 230V227L187 229ZM205 230V229H204ZM202 230V231H204ZM224 230V229H223ZM222 230V231H223ZM18 231V230H17ZM19 231L22 230L20 229ZM29 231V229H28ZM36 231H40L37 230ZM40 231V232H41ZM46 231V232H47ZM168 231V230H167ZM183 231V228H182ZM2 232V231H1ZM25 232V231H24ZM160 232V231H159ZM195 232V231H194ZM16 232H14L15 234ZM20 233V232H19ZM30 233V232H29ZM28 233V234H29ZM33 233V232H32ZM31 233V234H32ZM42 233V232H41ZM76 233V232H75ZM83 233V232H82ZM81 233V234H82ZM169 233V232H168ZM182 233V232H180ZM208 233V231L206 232ZM13 234V235H14ZM34 234V233H33ZM39 234V233H38ZM48 234H45L46 236ZM74 234V233H72ZM165 234V233H164ZM196 234V233H195ZM217 234V233H216ZM219 234V233H218ZM227 234V233H226ZM12 235V234H10ZM16 235V234H15ZM21 237V234H19ZM36 235V234H34ZM42 235V234H40ZM39 235V238H40ZM44 237L46 238V236ZM83 235V234H82ZM166 235V234H165ZM186 235V234H185ZM210 235V233L208 234ZM214 235V234H213ZM221 235V233H220ZM228 235V234H227ZM38 236V235H37ZM145 236V235H144ZM153 236V234H152ZM219 235H217L218 237ZM26 237V236H25ZM29 237V235L27 236ZM32 237V236H31ZM141 237V236H139ZM221 237H225L222 236ZM228 237V236H227ZM225 237V238H227ZM231 237V238H232ZM14 238V237H13ZM36 238V237H35ZM43 237H41L42 239ZM44 238V239H45ZM65 239V240H61ZM165 238V237H164ZM185 238V237H182ZM212 238V237H211ZM16 239V238H15ZM19 239V237H18ZM29 239H31L29 237ZM33 239V238H32ZM38 239V238H37ZM40 239V240H41ZM43 239V241H44ZM52 239V238H51ZM56 239V240H55ZM90 239V238H89ZM145 239V238H144ZM149 239V238H148ZM159 239V238H158ZM196 239V238H195ZM214 239V238H213ZM230 239V238H229ZM14 240V239H13ZM36 240V239H34ZM39 240V239H38ZM51 240V243L54 244V241ZM92 240V239H91ZM183 240V239H182ZM193 240V239H192ZM200 239L198 238V241ZM202 240V239H201ZM219 240V239H218ZM224 240V239H223ZM222 240V241H223ZM19 243L21 248L27 253V255H23L25 257L29 255L30 259L33 257L32 255L36 254L38 250L34 249L32 245L27 241L25 238H20ZM37 241V240H36ZM42 241V240H41ZM50 241V239H49ZM93 241V240H92ZM152 241V240H151ZM159 241V240H158ZM165 241V240H163ZM206 241V239H205ZM226 241V240H225ZM233 241V240H232ZM31 242V240H30ZM46 243V241H44ZM148 242V241H147ZM155 242V241H154ZM197 242V240H196ZM208 242V240H207ZM14 243V242H13ZM17 242H15L16 244ZM34 243V241H32ZM37 243V242H36ZM43 243V242H42ZM96 243V242H95ZM100 243V242H99ZM98 243V244H99ZM164 243V242H163ZM209 243V242H208ZM41 246V243H38ZM50 244V243H49ZM102 244V243H101ZM146 244V243H145ZM201 244V243H200ZM202 244H204L202 242ZM214 244V243H213ZM12 245V244H11ZM19 245V244H18ZM18 246V248L20 247ZM59 245V244H58ZM130 245V244H129ZM149 245V244H148ZM211 245V244H209ZM217 245V244H216ZM222 245V244H221ZM226 245V244H225ZM35 248L36 246L33 245ZM99 246V245H97ZM101 246V245H100ZM99 246V247H100ZM104 246V245H102ZM101 246V247H102ZM147 246V245H146ZM161 246V245H159ZM205 246V244H204ZM208 246V244H207ZM215 246V244H214ZM252 247V250H246V247ZM16 247V246H15ZM48 247V246H47ZM50 247H52L50 245ZM61 247V246H59ZM107 247V246H106ZM133 247V246H132ZM187 247V245H186ZM49 248V247H48ZM47 248V249H48ZM83 249L86 250L87 249ZM95 248V247H94ZM93 248V249H94ZM203 249V246L201 247ZM207 248V247H206ZM216 248V246H215ZM22 249V251H23ZM61 249V248H60ZM66 249V247H65ZM82 249V245H81ZM80 249V250H81ZM96 249V248H95ZM103 249V248H102ZM105 249V248H104ZM115 249V247H114ZM113 249V250H114ZM117 249V246H116ZM119 249V248H118ZM117 249V250H118ZM121 249V248H120ZM132 249V248H131ZM130 249V250H131ZM136 249V248H135ZM187 249V248H186ZM220 249V247H219ZM222 249V248H221ZM220 249V250H221ZM229 249V248H228ZM232 249V248H231ZM43 250V249H42ZM51 250V249H50ZM58 250V249H57ZM71 250V249H70ZM75 250V249H74ZM82 250V251H83ZM88 250V251H89ZM99 250V249H98ZM116 250V252H117ZM208 250V249H207ZM216 250V249H215ZM224 250V248H223ZM221 250V251H223ZM21 251V252H22ZM53 251V250H52ZM56 251V250H55ZM96 251V250H95ZM100 251V250H99ZM105 251V250H104ZM109 251V250H108ZM115 251V250H114ZM112 251V252H114ZM119 251V250H118ZM138 251V250H137ZM151 251V250H150ZM201 251V250H200ZM209 251V250H208ZM211 251H214L211 249ZM218 251V250H217ZM220 251V253H221ZM45 252V251H44ZM47 252V251H46ZM51 252V251H50ZM81 252V251H80ZM103 252V251H101ZM100 252V253H101ZM171 252V251H170ZM197 252V251H196ZM195 252V253H196ZM245 252V253H244ZM60 253V252H59ZM69 253V251H68ZM98 253V251H97ZM98 253L97 255H99ZM107 253V256H110L109 253L111 252H104ZM122 253V252H121ZM129 253V251H128ZM134 253V251H133ZM192 253V252H191ZM203 253V252H201ZM206 253V252H205ZM211 253V252H210ZM224 253V252H223ZM239 253V254H238ZM62 254V253H61ZM76 254V253H75ZM90 255V253H87ZM104 254H101L104 256ZM136 254V253H135ZM169 254V253H168ZM204 254V253H203ZM222 254V253H221ZM53 255V254H52ZM78 255V254H77ZM96 255V256H97ZM116 255V254H115ZM122 255H125L122 254ZM131 255V254H130ZM133 255V254H132ZM142 255V254H141ZM199 255V254H198ZM201 255V254H200ZM209 255V254H208ZM212 255L213 252H212ZM217 255V253H216ZM219 255V254H218ZM227 255V253H226ZM39 256V254H38ZM46 256V255H45ZM64 256V255H63ZM71 257L70 254L66 255ZM95 256V254H94ZM90 259H96L97 257ZM129 256V254L127 255ZM139 256V255H138ZM157 256V253H156ZM180 256V255H179ZM192 256V255H191ZM204 256V255H203ZM211 256V255H210ZM224 256V255H223ZM228 256V255H227ZM241 256V257H242ZM28 257V258H29ZM49 257V256H48ZM47 257V258H48ZM65 257V256H64ZM80 257V255H79ZM125 257V256H123ZM143 257V256H142ZM189 257V256H188ZM205 257V256H204ZM215 257V256H214ZM218 257V256H217ZM239 257V256H238ZM38 258V257H36ZM60 258V257H58ZM78 258V256H77ZM139 258V257H138ZM145 258V257H144ZM194 258V256H193ZM213 260V257H211ZM220 258V257H219ZM226 258V257H225ZM244 258V257H243ZM247 258V257H246ZM245 258V260H247ZM257 258V257H256ZM260 258V257H259ZM25 259V258H24ZM51 259V258H50ZM70 259V258H68ZM105 259V257H104ZM115 259V258H114ZM119 259V258H118ZM117 259V261H118ZM142 259V258H141ZM163 259V258H162ZM167 259V258H166ZM165 259V260H166ZM175 259V258H174ZM184 259V258H183ZM191 259V258H190ZM196 258L191 259L195 261ZM200 259V258H199ZM215 259V258H214ZM223 259V258H222ZM232 259V258H231ZM235 259V258H234ZM232 259V261L234 260ZM35 260V259H34ZM40 260V259H39ZM42 260V259H41ZM44 260V258H43ZM42 260V262H43ZM53 260V259H52ZM74 261L73 259H71ZM99 260V259H97ZM102 260V257L100 258ZM99 260V261H100ZM107 260V258H106ZM134 260V259H133ZM161 260V259H160ZM159 260V261H160ZM163 259V261H165ZM170 260V259H167ZM203 260V259H202ZM206 260V259H205ZM203 260V261H205ZM217 260V258H216ZM229 260V259H228ZM236 260V259H235ZM244 260V259H243ZM33 261V260H32ZM66 261V260H65ZM111 261V258H110ZM109 261V262H110ZM113 261V260H112ZM116 261V260H115ZM131 261V260H130ZM182 261V260H181ZM215 261V260H214ZM213 261V262H214ZM225 263L226 260H224ZM248 261V260H247ZM264 261V259H263ZM34 262V261H33ZM38 262V261H36ZM42 262H40L42 264ZM45 262V261H44ZM43 262V263H44ZM95 263H97L94 260ZM108 262V263H109ZM114 262V261H113ZM179 262V261H178ZM198 263V261H196ZM195 262V263H196ZM200 262H202L200 260ZM207 262V261H206ZM210 262V261H209ZM240 262V261H238ZM26 263V262H25ZM47 263V262H46ZM57 263V262H55ZM76 263V262H75ZM104 264V261L101 264ZM107 263V264H108ZM119 263V262H118ZM123 263V262H122ZM139 263V262H138ZM156 263V262H155ZM211 263V262H210ZM219 263L220 260H219ZM235 263V262H234ZM233 263V264H234ZM242 263V262H241ZM93 264V263H92ZM106 264V263H105ZM112 264V263H111ZM115 264V262H114ZM134 264V263H132ZM176 264V262H175ZM186 264V263H185ZM202 264V263H201ZM206 264V263H205ZM216 264V263H215ZM232 264V263H230ZM236 264V263H235ZM245 264V263H243ZM251 264V263H250ZM257 264V263H256Z\"/></svg>",
    "mask_w": 264,
    "mask_h": 264
}]
</instances>
